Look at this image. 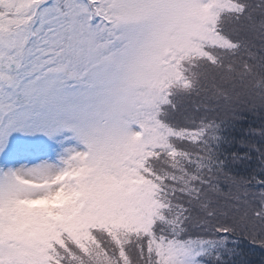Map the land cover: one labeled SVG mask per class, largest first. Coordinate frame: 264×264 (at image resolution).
I'll return each mask as SVG.
<instances>
[{
  "label": "snow or ice",
  "instance_id": "obj_1",
  "mask_svg": "<svg viewBox=\"0 0 264 264\" xmlns=\"http://www.w3.org/2000/svg\"><path fill=\"white\" fill-rule=\"evenodd\" d=\"M210 5L0 0V164L57 154L0 167V264H238L230 237L264 249V179L250 215H217L202 189L160 163L182 148L138 140L150 127L183 136L176 98L193 87L183 49ZM202 26L222 36L218 21ZM242 74L258 75L247 61ZM58 197L38 214L26 207Z\"/></svg>",
  "mask_w": 264,
  "mask_h": 264
},
{
  "label": "trees",
  "instance_id": "obj_2",
  "mask_svg": "<svg viewBox=\"0 0 264 264\" xmlns=\"http://www.w3.org/2000/svg\"><path fill=\"white\" fill-rule=\"evenodd\" d=\"M211 2L219 8L212 25L219 22L222 36L211 27L213 39L183 55L193 87L180 85L175 123L185 131L182 137L171 133L161 147L171 150L174 144L183 152H165L160 163L183 176L190 188L202 189L201 199L211 201L217 215H250L264 179V0ZM241 4L246 11L238 17ZM206 49L215 64L202 56ZM245 61L258 75L242 74ZM229 65L235 70H228ZM178 79H171L169 86L176 87ZM193 175L199 179L191 180ZM193 233L204 234L198 227ZM229 244L238 264H264V249L231 237Z\"/></svg>",
  "mask_w": 264,
  "mask_h": 264
},
{
  "label": "rangeland",
  "instance_id": "obj_3",
  "mask_svg": "<svg viewBox=\"0 0 264 264\" xmlns=\"http://www.w3.org/2000/svg\"><path fill=\"white\" fill-rule=\"evenodd\" d=\"M219 8L213 7L212 2L210 6H206L201 15H198L194 17V23H193V33L191 40L188 41L184 45L183 49V55L188 54L195 50L196 46L201 45L204 42H210L213 39V31L210 30L211 27L202 26L213 23V20L216 18V15L218 14ZM213 28V27H212ZM215 41V39L213 40ZM170 134L167 132H161L159 128H153L150 127L148 129V132L146 135H142L138 137V140L144 141L145 143H148L150 145H153L155 147H162L165 144L166 139L168 138ZM133 156L136 157L132 161L133 165H137L138 159H140V154L137 152H133ZM44 161H48L50 163H56L57 162V154H46V153H35L28 155L26 157H23L19 159L18 161L9 162L6 164H0V167L5 168H19L22 165H26L28 167H31L33 165L40 164ZM63 203V197H58L55 202H48V201H40V202H33L26 207L32 212L33 214H38L42 212L43 210L51 207V206H59ZM156 211V206L152 205L149 208L144 209L139 215H140V221L142 222H150L149 217L153 214V212Z\"/></svg>",
  "mask_w": 264,
  "mask_h": 264
}]
</instances>
